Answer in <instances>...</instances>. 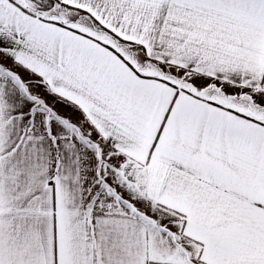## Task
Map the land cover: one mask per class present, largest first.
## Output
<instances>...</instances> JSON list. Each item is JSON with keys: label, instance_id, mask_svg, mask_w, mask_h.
I'll return each mask as SVG.
<instances>
[{"label": "snow or ice", "instance_id": "obj_1", "mask_svg": "<svg viewBox=\"0 0 264 264\" xmlns=\"http://www.w3.org/2000/svg\"><path fill=\"white\" fill-rule=\"evenodd\" d=\"M0 264H264V0H0Z\"/></svg>", "mask_w": 264, "mask_h": 264}, {"label": "rangeland", "instance_id": "obj_2", "mask_svg": "<svg viewBox=\"0 0 264 264\" xmlns=\"http://www.w3.org/2000/svg\"><path fill=\"white\" fill-rule=\"evenodd\" d=\"M21 74L26 76V73H23V72H22ZM58 107H59V106H58ZM61 111H62L65 115H69V114H71L69 110H66V109H63V108H61Z\"/></svg>", "mask_w": 264, "mask_h": 264}, {"label": "crops", "instance_id": "obj_3", "mask_svg": "<svg viewBox=\"0 0 264 264\" xmlns=\"http://www.w3.org/2000/svg\"><path fill=\"white\" fill-rule=\"evenodd\" d=\"M50 99V102H51V98H49Z\"/></svg>", "mask_w": 264, "mask_h": 264}]
</instances>
